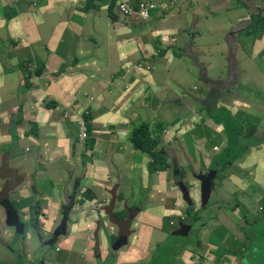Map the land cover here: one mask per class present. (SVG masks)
<instances>
[{
  "label": "crops",
  "instance_id": "crops-1",
  "mask_svg": "<svg viewBox=\"0 0 264 264\" xmlns=\"http://www.w3.org/2000/svg\"><path fill=\"white\" fill-rule=\"evenodd\" d=\"M115 1H0V116L10 114V118L4 120L7 126L0 128V233L6 226L4 217L9 214L17 233L7 227L16 239L19 231L23 233L27 247L35 248L40 242L31 239L27 227L34 229L35 236L38 227L49 237L54 236L64 207L79 184L78 179L71 176L72 168L90 163L87 160L90 156L99 165L90 179L104 187L98 192L102 196L98 199L105 202L100 215L106 213L110 201L116 202L110 197L118 199L122 193L129 195L115 203L116 208L124 204L132 210L128 222L111 221V231L106 220H103L104 230L101 222L97 224L101 257L111 259L113 256L119 264H137L152 256V253L149 255L152 245L144 241L143 235L150 232V238L155 240L164 235V218L169 213L165 205L179 208L184 204L186 210L188 205L167 197L170 202L158 205L154 211L145 192L141 202L133 199L130 191L138 187V183L129 180V171L138 154L145 163L150 157L133 147L131 130L120 128L124 124L107 128L103 122L106 114L130 120L133 129L146 122L159 129L168 127L172 136L181 138L185 126L182 129L174 127L176 123L170 126L173 121L170 112L180 110V104H192L182 93L187 89L201 91L196 86L198 73L207 77L210 80L207 84L211 83L213 88L237 78L236 91H243L248 102L237 111L239 116L235 115L238 123L235 141L227 142L225 137L222 143V159L234 157L237 162L231 167V173L245 175L244 162L254 163L264 153V96L255 98L257 91L264 89V28L256 24L261 27L257 31L262 36L255 39L247 36L244 29H249L258 17L263 21L264 18L257 0H227V3L224 0H126L133 7L145 1L159 8L149 23L123 18L117 24L107 23L98 11L103 10L106 19L109 18L108 8ZM96 24L101 33L98 31L97 37L91 39L90 33L97 34ZM229 27L234 29L229 30ZM192 28L194 41L189 59L175 51L190 41L187 34ZM73 31L76 35L72 38ZM238 32L237 39L235 33ZM101 36L99 45L96 39ZM140 55L152 63L144 67V61L137 66L134 61ZM122 60L127 61L126 69ZM88 73H91L94 88L88 85ZM75 89L74 96L66 95ZM87 94L95 96L94 103L89 104ZM233 99L228 93L216 98V108L210 112L214 121H209L207 147L203 145V138L189 132L182 135L183 146H172L178 165L192 164L197 170L206 167L205 158L216 154L211 151V145L215 144L212 137H222L223 125L216 122L224 119L227 127L234 116L231 114ZM140 102L142 107L146 104L147 109L153 108L150 103L154 106L161 103L160 110L164 111L140 120ZM89 105L92 110L86 112ZM221 108L224 109L219 112ZM94 110L106 114L97 118ZM86 116H90V125L86 126L87 129L91 126V130L85 143L86 135L81 137V127L86 122L79 121H85ZM126 134L127 139L123 141ZM170 160L174 163L173 158ZM102 174L105 180L100 181ZM143 175L141 193L147 177L146 173ZM152 181L174 184L168 174L154 175ZM85 188L88 187L82 190ZM215 190L216 186L211 196ZM5 201L6 209L2 206ZM84 207L85 203L80 210H71L68 233L59 239V247H62L59 252L47 245L38 246V255L48 256L44 264H97V256H91V260L87 256L79 257V251L96 227V223L87 218ZM179 216L177 210L175 217ZM146 217L154 230L149 231ZM223 227L228 229L226 225ZM124 231L128 232L127 241L114 251L107 235L114 233L120 238ZM257 233L251 230L255 239ZM71 234L75 237L66 238ZM210 234L211 230L207 235ZM12 242L19 245L16 250L23 248L22 239ZM11 243L7 247L2 242L0 256L6 258L4 253L11 251ZM89 247L95 249L92 244Z\"/></svg>",
  "mask_w": 264,
  "mask_h": 264
},
{
  "label": "rangeland",
  "instance_id": "rangeland-1",
  "mask_svg": "<svg viewBox=\"0 0 264 264\" xmlns=\"http://www.w3.org/2000/svg\"><path fill=\"white\" fill-rule=\"evenodd\" d=\"M116 0V4H114V7L120 8V4ZM224 3H227V0H224ZM107 7V6H106ZM257 7L261 14V16L264 18V0H257ZM84 6L82 7V9ZM81 9V10H82ZM136 10V9H135ZM85 11V10H82ZM113 14L111 15V18H107L105 16L104 11H98L100 13V16L103 20V18L106 20L107 23H113L117 24V21H122V14L118 13L116 9H113ZM152 20V18L149 20V22ZM148 22V23H149ZM97 27V34L90 33L89 36L91 39H95L99 33H101V29L98 24H96ZM102 28V27H101ZM218 29H221L222 27H217ZM233 27H229V30ZM264 28V26H263ZM103 29V28H102ZM234 29V28H233ZM261 27L255 28V23L252 24V27L249 29H244L245 34L247 36H251L253 39L257 37H261L262 34L257 31L260 30ZM93 31H96L92 28ZM232 31V30H231ZM252 33V34H251ZM254 33V34H253ZM207 34V33H205ZM76 33L73 31L71 34V37L73 38ZM190 41L187 43V45L183 48L176 49V53L179 55L182 54L183 56L191 59L192 57L189 55L190 47L193 44V28L190 30V32L187 34ZM237 39L240 37V33H235ZM244 35V34H243ZM100 36V35H99ZM103 36V35H102ZM98 39V44H101V38ZM111 37L108 36V40ZM241 38L240 40H242ZM243 48L244 45H241ZM119 47L116 49L118 50ZM115 50V51H116ZM264 52V50H263ZM74 54V53H73ZM147 59V57L140 55L137 57L134 61V63L138 66L139 63L144 62ZM152 62L148 60V62L145 61L144 67L150 65ZM124 69H126L127 61L122 60L121 62ZM88 78V85L93 87V84L90 82L91 73H88L86 75ZM210 77H214L213 75H210ZM198 79L199 83L196 85L199 90L194 89H187L186 91H183V96L189 98L192 100V104H184L181 105V109L178 111H172L170 114L173 116V121L170 123V126L175 124L176 126H185L184 128H188L190 131L194 132L196 130L201 129V127L206 131H208V111L210 109L216 108V96L220 95V97L223 94H231V96H234L233 101H235L234 105L232 106L231 114L239 116V113H237L238 110L242 109L243 107H246V101L248 102L246 96L244 95L243 91H236L237 90V84H230V82L224 81L223 83L216 84L215 88L211 86L210 84H207L210 80L207 79L202 73H198ZM190 90V91H189ZM214 90V91H213ZM78 91V90H77ZM76 92L75 91L69 93L67 92L66 95L68 97L74 96ZM247 93V92H246ZM65 95V96H66ZM87 99L89 101V104L94 103V97L93 95L87 94ZM217 96V97H218ZM254 96V95H253ZM264 96V89L258 90L256 93L255 98L261 99V97ZM205 101H208L206 105L203 103ZM141 103V110L142 112H139L140 114V120H147L152 117V115H160L164 110H160V107L162 106L161 103H158L157 105H153L150 103V107H146V104L142 107ZM149 104V103H147ZM92 110L91 106L89 105L86 112L88 110ZM224 108H221L219 112H221ZM94 114L97 118H102L106 113L102 112L100 114L99 110H94ZM83 113V111L81 110ZM264 113V112H262ZM108 115V116H107ZM127 115H129L127 113ZM183 117V120L180 118ZM118 116L110 117L109 114H106L105 119L103 120L104 123L107 124V128H111L113 126H116L118 124H124L120 128H125L126 130H131L132 127L129 125L130 120H123L117 119ZM86 121L81 120L79 123H85V126L81 127L82 132L84 131L86 133V137L84 140H88L89 134L88 131L91 130V126L89 129H87V125H90ZM202 124V125H201ZM151 125V124H150ZM159 127L154 126L149 128V132L153 137H156L159 133ZM131 134V133H130ZM123 141L127 139V134L122 137ZM87 142V141H85ZM130 142L132 143L131 139ZM133 145V144H132ZM161 146H183L182 138L178 139L175 136H172V140L167 139L166 141L161 140ZM135 148V146L133 145ZM124 150V149H123ZM106 151V148H105ZM205 166L210 167L214 173H215V180H217L216 190L214 191L213 195L209 199L207 206L204 210L201 209V181L194 179L192 180L195 173H206V168H197L186 166L184 167L180 173L178 174V177L182 180V183L180 184H167L162 183L158 181L157 183L151 180L152 171L150 169L149 162L146 163L142 160V158H139V154L134 159L133 167L130 169L128 178H130V181H134L138 183V187H136L133 191L131 190L130 193H133V199L136 201L138 199V202H141L143 200V193H146V197L150 200V209L151 210H157L158 205L162 206L165 203L170 202V200H167V197H173V201L181 200V201H187V198L185 196L184 190H187L188 196L193 201L194 209H191L189 211L190 214H197L198 216L202 217L203 219H206L207 217H215L216 218L212 221L207 220L206 222H203V226L207 225L206 227L210 228H217V227H223V225H226L228 227L227 234H222L221 232L218 233V236L221 239H225L224 242L219 243L217 240L215 242H212L209 237L208 233L202 235L203 238H197L194 233L197 227V223L193 226L190 234H188L185 237H173L170 234L175 230L177 226V219H174L176 221L175 226L170 225V218L175 217V212L178 210L180 212V215L187 216V210L186 205L182 204L179 208L176 206H173L171 204L165 205V208L168 209L169 213L167 217L164 218V235L160 237L159 239L155 240V238H150V232H147L143 235L144 241H146L148 244L152 245V250L150 251L153 254L151 256L154 257L157 250H160V260L158 261L159 264H209V255L205 251H196V248L202 249V246H196L197 239L199 240H205L211 242V247L217 248V254L215 257L211 259V262L213 264H245V262L249 259H252L255 255L253 248L248 245V239L247 235L249 232V228L251 227L252 221L255 226H259L260 230H255L254 232L257 233V237L255 239V242H260L261 246L264 245V153L261 154V158L258 159L254 163L244 162L243 169L245 172V175H241L238 173H231V167L236 164V159L233 157L232 159L227 156L224 159H212V158H205ZM87 160L90 161V163H84L82 167L73 166L71 171V176L73 179H78V187L76 191V197L73 200L72 208L73 211L80 210L83 208V204L85 203V212L87 211V218H91L95 223L96 227L93 229L92 233L88 236L86 240V244L82 247V250L79 252H82L83 256L87 255L86 251L93 249V247H89L90 244H92L95 248H99L98 245H101L100 241V229L98 228L97 224L101 222V226L104 230L103 226V220H106V223L108 224V229L111 231L110 228V222L111 221H117L122 220L123 223L129 221L131 218L130 212L127 208L124 207V204L122 206H118L116 208L115 203H118L124 198V196H128L129 194L122 193L121 197L113 196L110 197V199L116 201L108 204V206L105 209V214H101V210L105 205V202H103L101 199H98L102 197L98 192L104 189V187H101L99 185H95L96 183H93L90 179L91 174L94 172L95 167H99V165L95 164V161L90 157L87 156ZM94 161V162H93ZM209 161L210 164H207ZM102 165H104L103 162H101ZM202 165V163H201ZM147 174V177L145 179V185L142 189L143 192H140V182L141 177L144 176L143 174ZM150 175V181H149V175ZM159 174H162L163 171L160 170L159 172H156ZM165 176L168 174V170H166L163 173ZM77 176V177H76ZM105 180V175L102 174L100 181ZM152 181V182H151ZM87 186L88 188H85L82 190V187ZM5 203H2V206L5 208ZM133 206V202L131 203ZM142 205V204H141ZM6 209V208H5ZM9 211V209H8ZM110 213L115 214V218L110 215ZM218 213V214H217ZM5 223L6 226L4 227V231L0 233V245H2V242L5 243V245L8 247V245L13 241L19 242V240H23L22 245L23 248H18L19 245L15 246L14 242L11 243L10 252L5 251L4 254H6V258L0 256V264H44L45 261L48 259V256L46 255H38V246H48L51 248H54L56 251L62 249V247H59V239L63 236L65 237L68 233V225L70 221V215L67 218V223L65 224L64 229H60L61 233L54 236L52 234V237H49V234H46L45 231L38 227L36 236L34 233V229L32 227H27L28 231L31 232V239H38L40 240L39 245L35 248L33 246L27 247L25 241L26 238L23 237V233L20 231L18 232L17 239L14 238L15 234L11 233V230L9 228H14L16 231V228L13 225V220L5 215ZM202 218L200 220H202ZM145 221H147V225L149 227V231L154 230V228L150 225L148 222V217L144 218ZM9 228H8V227ZM201 226V228L203 227ZM124 227V226H123ZM121 227V229L123 228ZM200 229V226H198ZM260 232V233H259ZM17 233V231H16ZM105 233V231H104ZM113 236V237H112ZM75 237V235L71 234L67 236L66 238ZM109 241L112 243L113 246L116 245L118 239H116L114 233L111 235H107ZM140 237V236H139ZM177 239V242H180L178 246L174 245L175 240ZM114 240V241H113ZM166 250L161 247L160 245L165 244ZM13 246L15 249H13ZM112 246V249H113ZM121 248V247H119ZM263 247L257 248V250H263ZM6 250V249H5ZM101 250V249H100ZM114 251H117L116 249H113ZM167 251V252H166ZM146 254V253H144ZM96 254L89 253L87 255L88 259L91 260L95 257ZM151 259L147 257L144 258L143 261L138 262L137 264H146L147 260ZM17 261V263H15ZM149 261V262H150ZM97 264H119V261L116 260V258L111 257V259L106 260L105 258L100 257L97 260ZM150 264V263H149Z\"/></svg>",
  "mask_w": 264,
  "mask_h": 264
},
{
  "label": "clouds",
  "instance_id": "clouds-1",
  "mask_svg": "<svg viewBox=\"0 0 264 264\" xmlns=\"http://www.w3.org/2000/svg\"><path fill=\"white\" fill-rule=\"evenodd\" d=\"M3 1H6V0H1V2H3ZM19 1V0H18ZM18 1H16V2H18ZM119 3L118 4H120V5H122V4H125V5H127L128 7H131V8H133V9H137V7H138V5H139V3L140 2H142V1H140L139 3H138V5L136 6V7H133V6H131V5H129L128 3H127V1L126 0H117ZM145 2V1H144ZM13 3H15V2H13ZM114 4H116V1L112 4V5H114ZM117 5V4H116ZM154 5H156V4H154ZM111 6V5H110ZM157 6V5H156ZM159 8V6H157V8H156V10ZM109 9V8H108ZM113 9H116L117 10V12L118 13H120V14H122V12L120 11V8H117L116 6L115 7H113ZM156 10H154L153 12H151V17H152V15H153V13L156 11ZM136 11V10H135ZM114 12V11H113ZM151 17L148 19V20H146V21H143V20H141V21H139V20H136V19H134V18H132V17H126L125 15H123L122 14V18L123 19H133V20H135L136 22H148L150 19H151ZM95 99V98H94ZM8 118H10V114H9V112H6L4 115H2V116H0V128H3V127H6L7 126V124H6V122L4 121L5 119H8ZM214 121V117L211 115V113L210 112H208V131H209V129H210V126H209V121ZM212 121V122H213ZM146 123H148V122H146ZM144 124V123H143ZM149 124V128H151V125H150V123H148ZM216 124H220V125H223V130H222V137H220V136H215V137H212V140H215V144H212L211 145V151L212 152H214V153H216V154H213L211 157L213 158V159H222V152H223V148H222V143H223V141H224V139H225V137H226V139H227V142H234L235 141V138H236V134H237V131H236V128H237V119L235 118V116H233V118H232V120H230L229 121V124L227 125V127L225 126V120L224 119H222V120H217V122H216ZM202 125V124H201ZM178 127H180L179 129H182V126H178ZM178 129V130H179ZM185 130H183V131H181V138L183 139V137H182V135L183 134H187L188 132L189 133H193V134H197V136L198 137H201V138H203L204 139V143H203V145L205 146V147H207V145L209 144L208 143V131L206 130H204L202 127H201V129H199V130H196V131H194V132H192V131H190L188 128H184ZM148 131H149V129H148ZM172 131H171V128H168V127H163V128H160V130H159V133H158V135L156 136V138H158L159 139V146H161V140H164V141H166L167 139H169V140H172ZM85 135H86V133H85ZM153 137V136H152ZM178 139H180V138H178ZM85 141H87V140H85ZM86 143V142H85ZM162 147H166V146H162ZM166 149H167V151L169 152V150L171 151V152H169V154H170V156H168V162H169V166L166 168V170H168V176L174 181V184H180V183H182V180L178 177V174L180 173V171L184 168V167H182V166H180V165H178V162L177 161H175V159H174V153H175V149L174 148H172V146H168V147H166ZM139 150V149H138ZM139 151H141V150H139ZM147 155V154H146ZM148 156V155H147ZM206 156H208V155H206ZM170 157L171 158H173V160H174V163H172L171 162V160H170ZM152 159L150 158V161H151ZM150 161H148V162H150ZM149 166V165H148ZM189 166V165H188ZM190 167H194L192 164H190ZM206 168V173L208 172V171H213L210 167H205ZM162 171H163V173L166 171V170H163V169H161ZM156 172H159V171H153V173H152V175H151V180L153 179V176L154 175H157V176H159L160 174L159 173H156ZM162 173V174H163ZM161 174V175H162ZM203 174H205V173H195V175L193 176V178L194 179H197V180H199V181H201L202 182V176H203ZM148 175H149V173H148ZM164 175V174H163ZM176 177H177V179H176ZM149 179H150V175H149ZM215 180V177H214V179H213V181ZM212 190H213V182H212ZM74 195H72V196H70V201L67 203L68 205H67V207L65 206L64 208V211H63V215H62V219H61V221H60V225H61V222H62V220H63V218L64 217H69V215L71 214V210H73V208H72V203H73V200L75 199V197H76V191H74V193H73ZM192 200V199H191ZM200 201H201V199H200ZM185 202H187V201H185ZM193 202V201H192ZM187 205H188V202H187ZM207 205V204H206ZM205 205V206H206ZM192 207L193 208H190V206L188 205V209H187V214H188V217L187 216H183V215H180L178 218H176V217H174V218H170V222H171V226H175V223H176V221H174V219H177V226L175 227L176 229L175 230H173V232H175L176 230H178L179 229V227L182 225V224H185V223H187V221L188 220H192V228H193V226L195 225V223H197V227H196V230H195V233L199 230V232L201 231V230H203V231H206V233H208L210 230H211V234L208 236L209 237V239L212 241V242H215L216 240L219 242V243H222V242H224V240L225 239H221L219 236H218V233L219 232H224V233H222V234H227V230L225 229V228H223V227H217V228H208V227H206L207 225H204L203 226V222H206L207 220H209V221H212V220H214L215 218H216V215H215V217H207L206 219H203L202 217H200V216H198L197 214H195V215H193L192 214V216L193 217H195V216H198V219L197 220H195L193 217H190V215H189V211L191 210V209H194V205H192ZM203 208H204V206L203 207H201V209L200 210H203ZM132 210H130L129 209V212H131ZM202 218V220H200ZM119 223H123V221H119ZM59 225V226H60ZM198 226H200V229L198 228ZM201 226H203L202 228H201ZM192 228H191V230H192ZM58 229V228H57ZM56 229V230H57ZM254 229L255 230H260V228H259V226H255L254 225V223H253V221H252V224H251V227L249 228V232H248V235H247V238H249V240H250V243L248 242V245L250 246V247H252L253 248V250L254 249H256L257 250V244H258V242L256 243L255 242V238H253L252 236H251V230H253L254 231ZM191 230H190V232H191ZM56 232V231H55ZM190 232H189V234H190ZM194 233V234H195ZM173 234V233H172ZM171 234V235H172ZM127 235H128V232H127ZM115 238H119V236L118 235H116V237ZM197 238H203L202 237V234H200L199 233V236H197ZM210 243L211 242H209V241H205V240H199V239H197V241H196V246H202V249H199L198 247L196 248V251H199V250H203V251H205L206 250V252H207V254L209 255V261H210V263L209 264H213L212 262H211V259L213 258V257H215L216 256V254H217V248L219 247L218 245H216V247H211V245H210ZM261 247H264V245H262ZM259 248V247H258ZM60 250H58V251H56V252H59ZM100 249L99 248H93V249H90V250H87L86 251V254L88 255L89 253H91L92 255L93 254H96L95 256H97V260L99 259V257H101V253H100ZM254 253L256 254V251H254ZM87 255H84V256H87ZM153 255V254H152ZM83 256V254H82V252H79V257L81 258ZM255 256V259H257V258H260V257H264V250H261V252H260V254L259 253H257L256 255H254ZM253 256V257H254ZM151 259V258H150ZM106 260H109V259H106ZM250 260V259H249ZM150 260H148L147 262H149ZM246 263H248V260L246 261Z\"/></svg>",
  "mask_w": 264,
  "mask_h": 264
},
{
  "label": "trees",
  "instance_id": "trees-1",
  "mask_svg": "<svg viewBox=\"0 0 264 264\" xmlns=\"http://www.w3.org/2000/svg\"><path fill=\"white\" fill-rule=\"evenodd\" d=\"M113 7H114V5H111L108 9L109 19L111 18V15L113 14ZM254 23H255V28H256V24H258L260 26H264V21L260 17H258L257 21L254 20L253 24ZM251 27H252V25H251ZM89 119H90V116H86L87 122ZM148 129H149L148 123H144V124L138 126L137 128L132 129V132L130 134V139L132 141V144L135 146L136 149L141 150V152L147 154L152 159L149 162V167H150L152 172L153 171H160L161 169L166 170V168L169 166L168 156H170L169 152H171V151L169 150V152H168L166 147L159 146V139L156 137H152V135L148 131ZM176 179H177V177H176ZM216 184H217V180H214L213 181V189L216 186ZM72 195H74V194H72ZM206 206H204L203 210L206 208ZM110 215L113 216L114 218L116 216L115 214H112V213H110ZM189 215H190V217H193L192 214L189 213ZM193 218L195 220H197L198 216H195ZM119 221H122V220H119ZM222 233H224V232H222ZM171 236L175 237L173 234ZM174 240H175V243H177V244L180 243V242H177L176 238ZM166 244L167 243L160 245V246L166 250V247H165ZM257 246L261 247V243L258 242ZM253 251H256V254L257 253L260 254V252H261V250H256V249H254ZM159 260H160V250H157L154 257H152L151 261L147 262L146 264H149V263L150 264H159L158 263ZM245 264H264V257H260V258L255 259V256H254L252 259L248 260V263L245 262Z\"/></svg>",
  "mask_w": 264,
  "mask_h": 264
},
{
  "label": "water",
  "instance_id": "water-1",
  "mask_svg": "<svg viewBox=\"0 0 264 264\" xmlns=\"http://www.w3.org/2000/svg\"><path fill=\"white\" fill-rule=\"evenodd\" d=\"M234 51V49H232ZM228 82H230V84H235L237 83V78H232L230 79ZM214 91V90H213ZM218 96V95H217ZM216 96V98H217ZM215 98V99H216ZM208 101H205L203 104L206 105ZM212 109H210L208 112H211ZM215 177V173L214 171H208L207 173L203 174L202 176V182H201V207L205 206L209 199L211 198V194H212V182L213 179ZM185 192V196L187 198V202L188 205L190 206V208H193V202L192 200L189 198L187 190H184ZM67 217H64L61 225L58 227V229L55 232V235H58L61 233L60 229H64L65 224L67 223ZM192 220H188L187 223L182 224L178 230H176L175 232H173V235L175 237H185L189 234L191 228H192ZM127 241V232H122V234L120 235V238L118 239L117 243L115 246H113V249H118L119 247L123 246Z\"/></svg>",
  "mask_w": 264,
  "mask_h": 264
},
{
  "label": "built area",
  "instance_id": "built-area-1",
  "mask_svg": "<svg viewBox=\"0 0 264 264\" xmlns=\"http://www.w3.org/2000/svg\"><path fill=\"white\" fill-rule=\"evenodd\" d=\"M11 1L16 2L18 0H11ZM156 8H157V6L154 5V3L142 1L139 3L136 11H135V9L128 7L125 4H122L120 6V11L126 17H132V18L139 20V21H141V20L146 21L151 17V12L156 10ZM83 136H85V132L81 131V137H83Z\"/></svg>",
  "mask_w": 264,
  "mask_h": 264
},
{
  "label": "flooded vegetation",
  "instance_id": "flooded-vegetation-1",
  "mask_svg": "<svg viewBox=\"0 0 264 264\" xmlns=\"http://www.w3.org/2000/svg\"><path fill=\"white\" fill-rule=\"evenodd\" d=\"M172 233H173V232H172ZM172 233H171V234H172ZM199 233L202 234V235H204V234H206V231L201 230V231L199 232V230H198L194 235L197 237V236H199ZM171 234H170V235H171ZM174 245L178 246L177 243H175ZM171 264H172V263H171Z\"/></svg>",
  "mask_w": 264,
  "mask_h": 264
}]
</instances>
